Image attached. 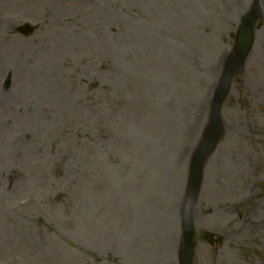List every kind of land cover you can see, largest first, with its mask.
Listing matches in <instances>:
<instances>
[{
	"label": "rangeland",
	"instance_id": "obj_1",
	"mask_svg": "<svg viewBox=\"0 0 264 264\" xmlns=\"http://www.w3.org/2000/svg\"><path fill=\"white\" fill-rule=\"evenodd\" d=\"M255 4L0 0V264H179L192 157ZM261 15L200 165L192 264H264Z\"/></svg>",
	"mask_w": 264,
	"mask_h": 264
},
{
	"label": "water",
	"instance_id": "obj_2",
	"mask_svg": "<svg viewBox=\"0 0 264 264\" xmlns=\"http://www.w3.org/2000/svg\"><path fill=\"white\" fill-rule=\"evenodd\" d=\"M255 18V15L252 14L245 19V24L241 28L237 43H236V50H235V61L238 63L241 61L249 48L251 42V24ZM219 98V95L218 97ZM217 100V99H216ZM213 141V137L210 139V142ZM197 175V166H194L193 169V176L196 177ZM185 238V248L181 255V264H190L192 249H191V233L187 232L184 236Z\"/></svg>",
	"mask_w": 264,
	"mask_h": 264
},
{
	"label": "bare ground",
	"instance_id": "obj_3",
	"mask_svg": "<svg viewBox=\"0 0 264 264\" xmlns=\"http://www.w3.org/2000/svg\"><path fill=\"white\" fill-rule=\"evenodd\" d=\"M33 53L35 55V51ZM20 55H21V58H20V62H19V68H18L19 73H18V76H20L23 73H25L27 75V71H29L30 66L33 64L31 62V59L29 58L30 57V54H29V52H27V47H26L25 50H21L20 51ZM5 56L6 55L3 54V53L0 54V60H1V58L5 57ZM38 72H39V69L37 68V65L35 63L34 64V67H33V70H32V75L37 74ZM21 89H22L21 85L20 86H17L16 91L20 92V94L25 95V96L29 93L28 90H27V84H26L24 93L21 91ZM12 95H13V93L12 94H6L5 93L4 96H3V101H2L3 104H6V103L10 102V100L12 99ZM34 116H36V114H34ZM32 151L33 150H31V151L30 150H27V151H23L22 150V151L18 152V155L28 156L30 154V152H32Z\"/></svg>",
	"mask_w": 264,
	"mask_h": 264
}]
</instances>
